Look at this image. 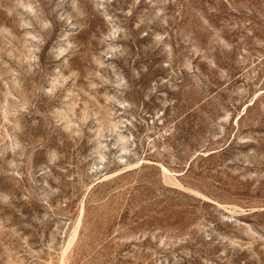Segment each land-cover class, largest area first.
Returning a JSON list of instances; mask_svg holds the SVG:
<instances>
[{"label":"rangeland","instance_id":"obj_1","mask_svg":"<svg viewBox=\"0 0 264 264\" xmlns=\"http://www.w3.org/2000/svg\"><path fill=\"white\" fill-rule=\"evenodd\" d=\"M0 264H264V0H0Z\"/></svg>","mask_w":264,"mask_h":264}]
</instances>
